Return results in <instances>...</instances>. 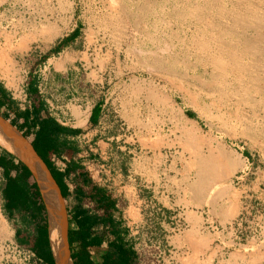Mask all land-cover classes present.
<instances>
[{
    "label": "rangeland",
    "instance_id": "1",
    "mask_svg": "<svg viewBox=\"0 0 264 264\" xmlns=\"http://www.w3.org/2000/svg\"><path fill=\"white\" fill-rule=\"evenodd\" d=\"M142 1L0 0V81L9 89L17 90L23 83L25 68L40 74V69L46 65V59L42 58L26 62V54L43 53L48 58L55 53L52 48H57L60 37L72 33V38L76 39L71 47L76 54L75 60L69 66L64 83L56 77L50 80V85L52 82L63 84L61 94L73 104L90 107L100 102L101 126L111 127L117 146L126 148L123 151L129 152V158L139 151L150 155L147 177L151 195L162 196L167 200L170 212L178 210L185 218L182 246L178 245L176 250L172 248L173 244L160 245V237L146 236V247L139 252L141 263L264 264V0ZM196 17L202 19L197 18L196 22ZM241 19L251 28L243 25ZM8 30L10 32L6 33ZM225 32L231 33L226 35ZM158 38H164L166 42ZM222 40L227 49L220 46ZM217 50H222V54H214ZM224 52L242 63L233 61L232 57L229 59ZM233 52L241 54L234 55ZM245 54L250 57L241 56ZM211 55L220 56L223 62V69L214 71L215 78L220 76L215 86L203 74L204 58H214ZM245 68L248 72L243 70ZM169 73L171 78L178 80L172 78L173 84L168 86L162 79L170 77ZM224 84L230 86L225 89ZM211 86L215 92V105L206 95L211 94ZM4 239L0 230V240ZM0 264L27 262L0 249Z\"/></svg>",
    "mask_w": 264,
    "mask_h": 264
},
{
    "label": "crops",
    "instance_id": "2",
    "mask_svg": "<svg viewBox=\"0 0 264 264\" xmlns=\"http://www.w3.org/2000/svg\"><path fill=\"white\" fill-rule=\"evenodd\" d=\"M75 42L72 33L64 34L48 58L27 53L26 62L42 58L46 65L40 74L25 68L17 90L0 81V118L29 142L62 200L71 263L142 264L144 238L153 235L178 250L185 218L170 212L162 196L151 195L150 155L139 151L129 158L117 146L111 127L101 126L100 102L73 104L61 94L63 84L50 85L56 77L64 83ZM47 223L30 166L0 146V241L33 253V264H56Z\"/></svg>",
    "mask_w": 264,
    "mask_h": 264
},
{
    "label": "bare ground",
    "instance_id": "3",
    "mask_svg": "<svg viewBox=\"0 0 264 264\" xmlns=\"http://www.w3.org/2000/svg\"><path fill=\"white\" fill-rule=\"evenodd\" d=\"M124 1V0H123ZM142 1V0H141ZM162 1V0H161ZM161 1H159V2H161ZM167 1V0H166ZM171 1V0H170ZM178 1V0H177ZM209 1V0H208ZM207 1V2H208ZM220 2H221V0H219ZM218 1V2H219ZM223 1V0H222ZM241 1V0H240ZM130 2V1H129ZM143 3H144V1H142ZM145 2H147V0L145 1ZM163 3H164V0L162 1ZM169 2V1H168ZM192 2V1H191ZM194 2V1H193ZM206 2V3H207ZM213 2V1H212ZM247 2V1H246ZM256 2V1H255ZM155 3V2H154ZM166 3V2H165ZM170 3V2H169ZM186 3V2H185ZM196 3H198V2H196ZM201 3H202V1H201ZM214 3V2H213ZM224 3V2H223ZM226 3V2H225ZM238 3H239V1H238ZM145 4V3H144ZM143 4V5H144ZM149 4H150V2H149ZM178 4V3H177ZM188 4V3H187ZM186 4V5H187ZM218 4V3H217ZM216 4V5H217ZM232 4V3H231ZM235 4H237V1H236V3ZM142 5V6H143ZM151 6L153 5V4H150ZM158 5V4H157ZM165 5V4H164ZM170 5V4H169ZM192 5V4H191ZM203 5L204 6H206V4H204L203 3ZM232 5H234V4H232ZM243 6H244V4H242ZM250 5V4H249ZM149 6V5H148ZM159 6H161V5H159ZM189 6V5H188ZM187 6V7H188ZM212 6V5H211ZM218 6V5H217ZM246 6V5H245ZM260 6V5H259ZM153 8H155L154 6H152ZM167 7H169V6H167ZM174 7V6H173ZM194 7V6H193ZM199 7V6H198ZM200 7H201V4H200ZM203 7V6H202ZM207 7V6H206ZM209 8H210V6H208ZM207 7V9H209ZM220 7V6H219ZM219 7H216V8H219ZM222 7V6H221ZM220 7V8H221ZM224 7H225V4H224ZM238 7V6H237ZM250 7V6H249ZM150 8V7H149ZM148 8V9H149ZM153 8H151L150 10H153ZM166 8V7H165ZM171 8V7H170ZM176 8V7H175ZM197 8V7H196ZM212 8V7H211ZM227 8V7H226ZM230 8V7H229ZM234 8H236V7H234ZM252 8V7H251ZM255 8V7H254ZM174 9V8H173ZM190 9V8H189ZM192 9H194V8H192ZM202 9V8H201ZM201 9H199V10H201ZM206 8H205V10H207ZM222 9V8H221ZM225 9V8H224ZM245 9V8H244ZM155 10H157V9H155ZM166 10V9H165ZM170 10V9H169ZM191 10V9H190ZM203 10V9H202ZM201 10V11H202ZM211 10V9H210ZM218 10V9H217ZM235 10V9H234ZM236 10H237V8H236ZM246 10L247 11H249L247 8H246ZM254 10H256V9H254ZM253 10V11H254ZM164 11V10H163ZM180 11V10H179ZM178 11V12H179ZM194 11L195 10H193V13H194ZM200 11V12H201ZM219 11V10H218ZM221 11V10H220ZM224 11V10H223ZM222 11V12H223ZM232 11V10H231ZM251 11H252V9H251ZM206 12V11H205ZM208 12V11H207ZM210 12V11H209ZM209 12H208V14H209ZM221 12V13H222ZM226 12V11H225ZM228 12V11H227ZM230 12V11H229ZM236 12V11H235ZM235 12H233L234 14H236ZM238 12V11H237ZM240 12H242V11H240ZM250 12V11H249ZM257 12V11H256ZM256 12H254L255 14H256ZM149 14L151 13V12H148ZM163 13H165V12H163ZM202 13V12H201ZM203 13H204V11H203ZM212 13V12H211ZM221 13H220V15H221ZM231 13L232 12H230L229 13V15H231ZM247 13V12H246ZM252 13V12H251ZM148 14V15H149ZM166 14V13H165ZM168 14V13H167ZM198 14V13H197ZM224 14V13H223ZM233 14V15H234ZM242 14V13H241ZM254 14V15H255ZM151 15H152V13H151ZM164 15V14H163ZM182 15V14H181ZM204 15H206V14H204ZM227 15V14H226ZM228 15V16H229ZM232 15V16H233ZM240 15V14H239ZM253 15V16H254ZM200 16V15H199ZM202 16H203V14H202ZM218 16H219V14H218ZM222 16V15H221ZM240 16H242V15H240ZM154 17V16H153ZM156 17V16H155ZM205 17L206 16H204V20H206L205 19ZM210 17V16H209ZM225 17V16H224ZM233 17H236L237 18V16H233ZM232 17V18H233ZM239 17V16H238ZM257 17V16H256ZM150 18H152V17H150ZM157 18V17H156ZM162 18H163V16H162ZM198 17H196L195 19H196V22H197V20L198 19H200V18H198ZM211 18H212V16H211ZM214 18V17H213ZM218 18V17H217ZM242 18V17H241ZM164 19V18H163ZM170 19V18H169ZM175 19V18H174ZM183 19V18H182ZM202 19V18H201ZM200 19V20H201ZM222 19V18H221ZM239 19V18H238ZM238 19H237V21H238ZM246 19V18H245ZM148 20V19H147ZM151 20V19H150ZM163 21L162 19H159V21ZM173 20V19H172ZM179 20H181V19H179ZM208 20V19H207ZM211 20H214V19H211ZM216 20V19H215ZM223 20H224V18H223ZM222 20V21H223ZM227 20H229V19H227ZM231 20V19H230ZM242 20V22L244 23V21H243V19H241ZM135 21V20H134ZM155 21V20H154ZM158 21V22H159ZM166 21V20H165ZM177 21V20H176ZM225 21V20H224ZM236 21V22H237ZM246 21H248L247 19H246ZM245 21V22H246ZM157 22V21H156ZM170 22V21H169ZM181 22V21H180ZM184 22V21H183ZM189 22V21H188ZM187 22V20H186V23H188ZM203 22V21H202ZM210 22V21H209ZM208 22V23H209ZM235 22V21H234ZM137 23V22H136ZM140 23V22H139ZM218 23V22H217ZM230 23V22H229ZM242 23V24H243ZM163 24V23H162ZM168 24V23H167ZM175 24V23H174ZM178 24H180V23H178ZM190 24V23H189ZM201 24V23H200ZM210 24V23H209ZM209 24H205V25H209ZM225 24V23H224ZM231 24V23H230ZM237 24V23H236ZM235 24V26L237 27V25ZM239 24H240V21H239ZM238 24V25H239ZM241 24V25H242ZM251 24V23H250ZM258 24V23H257ZM147 25H148V23H147ZM149 25H151V24H149ZM157 25H159V24H157ZM156 25V26H157ZM170 25V24H169ZM185 25V24H184ZM183 25V26H184ZM215 25H217V24H215ZM223 25V24H222ZM228 24L226 23V25L225 26H227ZM243 25H246L245 23L243 24ZM144 26V25H143ZM153 26H154V23H153ZM172 26V25H171ZM188 26V25H187ZM210 26V25H209ZM212 26V25H211ZM219 26H220V24H219ZM219 26H217V28H218V30H220V28H219ZM224 26V25H223ZM230 26V25H229ZM229 26H228V28H229ZM247 26H249V23H248V25H246V27ZM251 26H253L254 27V25H251ZM146 27V26H145ZM152 27V26H151ZM163 27H165V26H163ZM167 27H169V26H167ZM174 27V26H173ZM173 27H171V28H173ZM188 27H190V26H188ZM205 27V26H204ZM213 27V26H212ZM216 26H214V28H215ZM233 27H234V25H233ZM147 28V27H146ZM171 28L169 29V30H171ZM179 28V27H178ZM210 28V27H209ZM224 28H226V27H223V29ZM230 28H232L231 26H230ZM241 28V27H240ZM239 28V29H240ZM249 28H251L250 26H249ZM158 29V28H157ZM197 29V28H196ZM213 29V28H212ZM216 29V28H215ZM222 29V28H221ZM222 29V30H223ZM233 29V28H232ZM235 29V28H234ZM246 29V28H245ZM151 30V29H150ZM174 30H176V27H175V29ZM173 30V31H174ZM192 30V29H191ZM217 30V29H216ZM236 30V29H235ZM254 30V29H253ZM258 29H256V31L255 32H257V34H258V32H259V30L257 31ZM153 31V30H152ZM213 31H215V30H213ZM224 31V30H223ZM226 31H227V29H226ZM230 31V30H229ZM247 31V30H246ZM251 31V30H250ZM166 32H167V29H166ZM165 32V33H166ZM175 32V31H174ZM208 32V31H207ZM219 32V31H218ZM228 32V31H227ZM237 32V34H238V31H236ZM240 32H242V31H240ZM154 33V32H153ZM158 33H160V32H158ZM157 33V34H158ZM172 33V32H171ZM181 33V32H180ZM209 33H211V32H209ZM222 33V32H221ZM224 33V32H223ZM231 33V32H230ZM230 33H227L228 35L230 34ZM233 33V32H232ZM243 33V32H242ZM250 33V32H249ZM252 33H254V32H252ZM262 33V32H261ZM183 34V33H182ZM188 34V33H187ZM212 34V33H211ZM218 34V33H217ZM225 34H226V32H225ZM226 34V35H227ZM164 35V34H163ZM166 35V34H165ZM173 35H174V33H173ZM172 35V36H173ZM178 35H180V34H178ZM208 35V34H207ZM206 35V36H207ZM219 35H220V33H219ZM224 35V34H223ZM223 35H220V36H223ZM246 35H249V34H246ZM162 36V35H161ZM161 36H159V37H161ZM168 36H169V34H168ZM194 36V35H193ZM197 36V35H196ZM209 37H210V35H208ZM207 36V37H208ZM212 36V35H211ZM216 36V35H215ZM231 36L232 37H236V35L235 36H233L232 34H231ZM256 36V35H255ZM167 37V36H166ZM174 37H176V36H174ZM173 37V38H174ZM181 37V36H180ZM184 37V36H183ZM188 37V36H187ZM191 37V36H190ZM217 37V36H216ZM224 37V36H223ZM228 37V36H227ZM168 38V37H167ZM170 38V37H169ZM178 38H179V36H178ZM201 39H202V37H200ZM199 38V39H200ZM231 38V37H230ZM156 39V38H155ZM159 39V38H158ZM157 39V40H158ZM160 39H162V38H160ZM160 39H159V41H160ZM164 39V38H163ZM162 39V40H163ZM191 39V38H190ZM200 39V40H201ZM211 40L213 39V37L212 38H210ZM208 40L209 42L211 41V40ZM214 39H216V38H214ZM220 39V38H219ZM247 39H248V37H247ZM251 39V38H250ZM156 40V41H157ZM169 40H172V38L171 39H169ZM168 40V41H169ZM182 40V39H181ZM189 40V39H188ZM192 40V39H191ZM218 40V39H217ZM216 40V42H218ZM230 41L232 40V39H229ZM237 40V39H236ZM236 40H234V42L236 41ZM240 41H241V39H239ZM176 41V40H175ZM213 41V40H212ZM211 41V42H212ZM227 41V40H226ZM164 42H166L165 41V39H164ZM199 42V41H198ZM205 42V41H204ZM203 42V43H204ZM214 42V41H213ZM222 42H223V40H222ZM160 43V42H159ZM170 42H168V44H169ZM177 43V42H176ZM202 43V45L204 46V44ZM221 43V42H220ZM219 42H218V44H220ZM225 43L226 42H223V44H221L220 46L222 47L223 45L225 46ZM229 43H231V42H229ZM247 43V42H246ZM158 44V43H157ZM162 44V43H161ZM174 44V43H173ZM184 44V43H183ZM197 45V43H194V45ZM201 44V43H200ZM205 44H207V42L205 43ZM215 44V43H214ZM218 44H216V45H218ZM233 43H231V45H232ZM239 44H240V42H239ZM165 45V44H164ZM170 45V44H169ZM176 45V44H175ZM177 45H179V44H177ZM186 45H188V44H186ZM185 45V46H186ZM199 45V44H198ZM210 45H211V43H210ZM229 45V47H231V45L230 44H228ZM237 45V44H236ZM242 45H245V44H242ZM241 45V46H242ZM248 45V44H247ZM157 46H159V45H157ZM156 46V47H157ZM170 46H172V45H170ZM206 46V45H205ZM212 46V45H211ZM226 46H227V44H226ZM225 46V49H227V47ZM235 46V45H234ZM233 46V47H234ZM238 46V45H237ZM163 46H161L160 48H162ZM169 47V46H168ZM167 47V49H169ZM182 47V46H181ZM189 47V46H188ZM196 47V46H195ZM214 47V46H213ZM218 47V46H217ZM216 47V48H217ZM232 47V48H233ZM236 47V46H235ZM238 47H240V46H238ZM164 48V47H163ZM163 48H162V50H163ZM165 48H166V46H165ZM180 48V47H179ZM202 48V47H201ZM215 48V47H214ZM220 48V47H219ZM231 48V50H233ZM174 49V48H173ZM183 49H185V48H183ZM183 49H181V50H183ZM191 49H193V48H191ZM190 49V50H191ZM197 49V48H196ZM199 49H200V47H199ZM203 49H205V48H203ZM209 49V48H208ZM222 49V48H221ZM224 49V50H225ZM252 49V48H251ZM251 49H249L248 51H250ZM162 50H160L159 49V51L161 52ZM207 50V49H206ZM206 50H204V51H206ZM229 50H230V48H229ZM235 50V49H234ZM240 50V49H239ZM238 50V51H239ZM241 50H242V48H241ZM240 50V51H241ZM244 50H245V47H244ZM244 50H242L243 52H245ZM158 51V52H159ZM179 51H180V49H179ZM197 51V50H196ZM208 51V50H207ZM214 51V50H213ZM218 51V52H217ZM216 51V53H214V52H212V53H214V54H222V50H221V52H220V50H217ZM226 51V50H225ZM252 51V50H251ZM157 52V51H156ZM198 52H199V50H198ZM200 52H201V50H200ZM231 52V51H230ZM234 52H236V51H234ZM233 52V54L234 55H237V54H241V53H237V54H235ZM147 53V52H146ZM176 53V52H175ZM175 53H174V55H175ZM202 53V52H201ZM200 53V54H201ZM224 53H226V55L228 54L227 52H224ZM252 53V52H251ZM170 54V53H169ZM172 54V53H171ZM170 54V55H171ZM178 54V53H177ZM202 54H204L205 55V53H202ZM208 54V53H207ZM243 54V53H242ZM248 54H250V53H248ZM160 55V54H159ZM162 55V54H161ZM197 55H198V53H197ZM250 55H252V54H250ZM191 56V55H190ZM203 56V55H202ZM241 56H245V57H247L246 56V54L245 55H241ZM165 57H167V56H165ZM171 57H172V55H171ZM176 57V55L174 56V58ZM188 57V56H187ZM192 57V56H191ZM211 57H214V58H209V57H207V58H204L206 61V64L204 63L203 65H205L203 68H204V70H203V74H204V76L206 75L207 77H209L208 79L210 80V82H211V85H214L215 84V82H216V80L220 77H218V75L216 76V78H215V73H214V71L216 70H221V69H223V62H222V60H220V56L219 57H217V58H215V56H212L211 55ZM228 57H229V54H228ZM230 57H232V59H233V56H232V54H231V56ZM230 57H229V59H230ZM239 59H241V57L238 55L237 56ZM244 57V58H245ZM250 57V56H249ZM249 57H247V58H249ZM252 57H255L254 55H252ZM159 58V57H158ZM163 59H164V57H162ZM174 58H173V60H174ZM200 59H201V57H199ZM194 59V58H193ZM235 59H236V57L233 59V61H235ZM255 59V58H254ZM165 60V59H164ZM166 60H167V58H166ZM172 60V59H171ZM170 60V61H171ZM184 61H185V59H183ZM183 60H181V61H183ZM196 60V59H195ZM225 60V59H224ZM237 60V59H236ZM160 61H162V60H160ZM159 61V62H160ZM168 61V60H167ZM170 61H169V63H170ZM190 61V60H189ZM238 61V60H237ZM255 61V60H254ZM158 62V61H157ZM163 62V61H162ZM173 62V61H172ZM172 62H171V64H172ZM175 62V61H174ZM238 62H241V60L240 61H238ZM249 63H251V61L249 60L248 61ZM253 62V61H252ZM164 63H166V62H164ZM164 63H163V66H164ZM179 63H181V62H179ZM185 63V62H184ZM187 63V62H186ZM192 63V62H191ZM197 63V62H196ZM234 63V62H233ZM232 63V64H233ZM242 63V62H241ZM175 64V63H174ZM231 64V65H232ZM238 64H240V63H238ZM247 64V63H246ZM255 64V63H254ZM167 65V64H166ZM165 65V66H166ZM186 65V64H185ZM249 65V64H248ZM252 65V64H251ZM170 66V65H169ZM182 66H183V64H182ZM187 66V65H186ZM190 66H192V65H190ZM194 66V65H193ZM233 66V65H232ZM236 66H237V64H236ZM241 66V65H240ZM239 66V67H240ZM173 67V66H172ZM185 67V66H184ZM184 67H183V69H184ZM199 67V66H198ZM209 67V68H208ZM226 67V66H225ZM238 67V66H237ZM242 67V66H241ZM244 67H246V66H244ZM181 68V67H180ZM190 69H191V67H189ZM247 68V67H246ZM243 69V70H246L247 71V69ZM248 68H249V66H248ZM251 68V67H250ZM159 69V68H158ZM157 69V70H158ZM161 69H165L164 67L163 68H161ZM160 69V70H161ZM171 69V68H170ZM174 70H175V68H173ZM195 69V68H194ZM185 70V69H184ZM198 70V69H197ZM225 70V69H224ZM238 70V69H237ZM240 70H241V68H240ZM251 70V69H250ZM253 70V69H252ZM251 70V71H252ZM181 71V70H180ZM229 71H230V68H229ZM231 71H232V69H231ZM242 71V70H241ZM246 71H244V72H246ZM256 71V70H255ZM156 72V71H155ZM165 72V71H164ZM179 72V71H178ZM186 72V71H185ZM202 72V71H201ZM222 72V71H221ZM233 72V74H234V71H232ZM248 72V71H247ZM172 73H174V72H172ZM177 73V72H176ZM183 73V72H182ZM195 73V72H194ZM224 73V72H223ZM236 73V72H235ZM252 73V72H251ZM250 72H249V74H251ZM256 73V72H255ZM254 73V74H255ZM160 74V73H159ZM170 74V73H169ZM168 74V75H169ZM222 73H220V75H221ZM225 74V73H224ZM232 74V73H231ZM242 74V73H241ZM241 74H239V75H241ZM247 74V73H246ZM245 74V75H246ZM163 75H165V74H163ZM173 75H175V73L173 74ZM197 75V74H196ZM248 75V74H247ZM257 75V74H256ZM166 76V75H165ZM182 76V75H181ZM180 76V74H179V77H181ZM184 76H186V75H184ZM190 76H192V73L190 74ZM228 76H230V75H228ZM232 76V75H231ZM242 76V75H241ZM252 76V75H251ZM188 77V76H187ZM194 77V75L191 77V78H193ZM218 77V78H217ZM227 77V76H226ZM234 77V76H233ZM232 77V78H233ZM246 77V76H245ZM249 77H250V75H249ZM253 77V76H252ZM173 78V77H172ZM171 78V74H170V77H167L166 79H162L163 80V83H165L166 85H172L173 84V79L174 80H178V79H175V78H173L172 79ZM205 78V77H204ZM236 78V77H235ZM256 77H254L253 79H255ZM257 78H258V76H257ZM203 79V78H202ZM221 79V78H220ZM231 79V78H230ZM252 78H249V80H251ZM252 79V80H253ZM191 80V79H190ZM189 80V81H190ZM197 80H199L198 78H197ZM205 80V79H204ZM227 80V79H226ZM243 80V79H242ZM249 80H248V83H249ZM257 80V79H256ZM181 81H183V80H181ZM185 81H186V79H185ZM189 81H188V83H189ZM240 81V79L238 80V82ZM244 81V80H243ZM196 82V81H195ZM209 82V81H208ZM233 82H234V80H233ZM235 82H237V81H235ZM234 82V83H235ZM242 82V81H241ZM245 82H247V81H245ZM244 82V83H245ZM253 82V81H252ZM255 82V81H254ZM187 83V82H186ZM187 83V84H188ZM194 83V82H193ZM198 83V82H197ZM200 83H202V81L200 82ZM203 83H205L204 81H203ZM222 83V82H221ZM228 83V82H227ZM227 83H225L226 85H227ZM247 83V84H248ZM224 84V85H225ZM229 84H230V81H229ZM233 84V83H232ZM239 84H241V83H239ZM181 85V84H180ZM183 85V84H182ZM191 85H193L192 83H191ZM197 85V84H196ZM219 85H221L220 83H219ZM226 85L224 86L225 87V89L226 88H228L230 85H228V87H226ZM238 85V84H237ZM236 85V86H237ZM249 85V84H248ZM190 86V85H189ZM210 86V85H209ZM208 86V87H209ZM215 86V85H214ZM222 86H223V84H222ZM222 86H221V89H222ZM244 86V85H243ZM252 86H253V84H252ZM182 87V86H181ZM205 87V86H204ZM224 87H223V89H224ZM232 87V86H231ZM235 87V86H234ZM238 87H239V85H238ZM246 87V86H245ZM180 88V87H179ZM186 88V87H185ZM188 88V87H187ZM195 88H198V87H196L195 86ZM202 88V87H201ZM200 87H199V89H201ZM211 88V89H210ZM210 88H208V89H210V90H212L211 91V94H206V95H208V97L211 99V103H213L214 101H213V99H215V98H213L214 97V90H213V87L211 86ZM240 88H242L241 86H240ZM208 89H206V90H208ZM216 89V88H215ZM218 89V88H217ZM220 89V88H219ZM230 89V88H229ZM232 90H235L234 88H231ZM243 89V88H242ZM245 89V88H244ZM177 90V89H176ZM202 90V89H201ZM237 90V89H236ZM238 90H239V88H238ZM241 90V89H240ZM239 90V91H240ZM246 90V89H245ZM179 91V90H178ZM183 90H181V92H182ZM186 91H189V89L188 90H186ZM199 91V90H198ZM197 91V92H198ZM219 91V90H218ZM220 91H223V90H220ZM238 91V92H239ZM205 92H207V91H205ZM209 92V91H208ZM225 92V91H224ZM224 92H222V93H224ZM231 92V91H230ZM233 92V91H232ZM240 92H242V91H240ZM240 92L238 93V94H240ZM196 93V92H195ZM210 93V92H209ZM179 94V93H178ZM181 94V93H180ZM193 94V93H192ZM202 94V93H201ZM204 94V95H205ZM219 94V93H218ZM218 94H216L217 96H219ZM229 94V93H228ZM227 94V95H228ZM231 94H234V92L233 93H231ZM184 95V94H183ZM230 95V94H229ZM229 95H228V97H229ZM235 95V94H234ZM234 95H230V96H232V97H234ZM176 96V95H175ZM190 96V95H189ZM222 96V95H221ZM237 96V95H236ZM235 96V97H236ZM242 96V95H241ZM184 97V96H183ZM183 97H182V99H183ZM198 97V96H197ZM200 97V96H199ZM198 97V98H199ZM206 97V96H205ZM223 97V96H222ZM238 97V96H237ZM236 97V98H237ZM243 97V96H242ZM191 98H193V97H191ZM240 98V97H239ZM204 99V98H203ZM226 99V98H225ZM235 99V98H234ZM238 99V98H237ZM189 100V99H188ZM205 100V99H204ZM203 100V101H204ZM239 100V99H238ZM166 101V100H165ZM190 101V100H189ZM192 101H196V100H192ZM199 101V100H198ZM206 101V100H205ZM204 101V103H206ZM228 101V100H227ZM233 101V100H232ZM240 101V100H239ZM238 101V102H239ZM243 101V100H242ZM235 102V101H234ZM191 103V102H190ZM199 103V102H198ZM228 103V102H227ZM227 103H226V105H227ZM231 103V102H230ZM210 104V103H209ZM216 104V103H215ZM214 103H213V105H215ZM193 105V104H192ZM205 105V104H204ZM235 105H236V103H235ZM196 106V105H195ZM194 106V107H195ZM231 106V105H230ZM172 107V106H171ZM200 107V106H199ZM228 107V106H227ZM202 108H203V106H202ZM207 108V107H206ZM230 108V107H229ZM220 109V108H219ZM198 110V109H197ZM221 110V109H220ZM223 111V110H222ZM228 112V111H227ZM222 113V112H221ZM213 115V114H212ZM227 115V114H226ZM207 116V115H206ZM225 116V115H224ZM204 117V116H203ZM0 146L1 147H3L4 149H6V150H8V151H10L11 153H13L14 155H16L17 157H19L20 159H22L24 162H26L29 166H30V168H31V170H32V172H33V174H34V177H35V179H36V181H37V183H38V185H39V187H40V190H41V194H42V198H43V201H44V204H45V207H46V212H47V217H48V225H49V228H48V230H49V239H50V246H51V249H52V253H53V256H54V259H55V263L56 264H72L71 263V259H70V256H69V252H68V247H67V242H66V220H65V213H64V207H63V203H62V200H61V198L59 197V195H58V192H57V189H56V187L54 186V183L52 182V180H51V178H50V176H49V174H48V172H47V170H46V168H45V166L43 165V163L37 158V156L34 154V152H33V150H32V148H31V146H30V144H29V142L27 141V140H25L13 127H11L6 121H4L2 118H0ZM187 149V148H186ZM209 185V184H208ZM201 187V186H200ZM217 195V194H216ZM221 195V194H220Z\"/></svg>",
    "mask_w": 264,
    "mask_h": 264
},
{
    "label": "built area",
    "instance_id": "4",
    "mask_svg": "<svg viewBox=\"0 0 264 264\" xmlns=\"http://www.w3.org/2000/svg\"><path fill=\"white\" fill-rule=\"evenodd\" d=\"M0 249L10 251L15 257L25 260L27 264L36 263V259L33 253L21 249L14 243L0 241Z\"/></svg>",
    "mask_w": 264,
    "mask_h": 264
}]
</instances>
